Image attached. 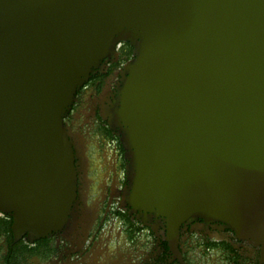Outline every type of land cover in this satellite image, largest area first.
<instances>
[{
	"label": "water",
	"instance_id": "95a60500",
	"mask_svg": "<svg viewBox=\"0 0 264 264\" xmlns=\"http://www.w3.org/2000/svg\"><path fill=\"white\" fill-rule=\"evenodd\" d=\"M119 42L134 200L264 247V0H0V210L43 236L74 191L62 115Z\"/></svg>",
	"mask_w": 264,
	"mask_h": 264
},
{
	"label": "flooded vegetation",
	"instance_id": "af4514ba",
	"mask_svg": "<svg viewBox=\"0 0 264 264\" xmlns=\"http://www.w3.org/2000/svg\"><path fill=\"white\" fill-rule=\"evenodd\" d=\"M133 48L119 42L77 89L62 124L74 191L43 236L0 210V264H264V247L215 219L170 220L134 200L133 150L120 118Z\"/></svg>",
	"mask_w": 264,
	"mask_h": 264
}]
</instances>
